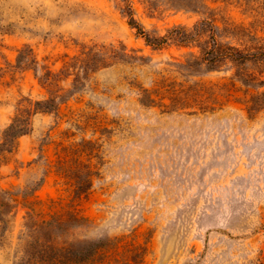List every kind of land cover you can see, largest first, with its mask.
Segmentation results:
<instances>
[{"label":"rangeland","instance_id":"374dc122","mask_svg":"<svg viewBox=\"0 0 264 264\" xmlns=\"http://www.w3.org/2000/svg\"><path fill=\"white\" fill-rule=\"evenodd\" d=\"M0 264H264V0H0Z\"/></svg>","mask_w":264,"mask_h":264},{"label":"trees","instance_id":"16d2710c","mask_svg":"<svg viewBox=\"0 0 264 264\" xmlns=\"http://www.w3.org/2000/svg\"><path fill=\"white\" fill-rule=\"evenodd\" d=\"M173 5V4H172ZM127 17L129 18L128 20V24L132 27H135L137 29V33L139 34H142L143 32L140 30V28L137 26V24L135 23L133 17H132V13H131V10H129V12L127 13ZM144 35V34H143ZM145 40L147 42H149V38L147 36H145ZM160 42H163V38H161V40L159 41ZM159 43H156L154 45H158ZM240 54H238L237 58L241 59L243 56H239ZM14 126V125H13ZM12 128V126H11ZM15 128V126H14ZM18 131H22V127H19L18 126ZM5 205V204H4ZM53 221V219L49 220V221H41V223H44L45 226H48L50 224V222ZM63 231V230H61ZM61 233V232H60ZM41 250L39 249V251H41V253H45L44 252V247L45 245L44 244H41ZM46 248L49 250V251H52L54 255L56 256H65V254L69 257H71L70 255L73 256V258H67V260L69 261H72V262H75V263H82L83 261H87L90 259V252H88L87 250H83V249H80V250H75V251H72L70 249H66V247H59V248H56V247H53V245H51L49 243V246H46ZM88 252V253H87ZM64 253V254H63ZM69 254V255H68Z\"/></svg>","mask_w":264,"mask_h":264}]
</instances>
